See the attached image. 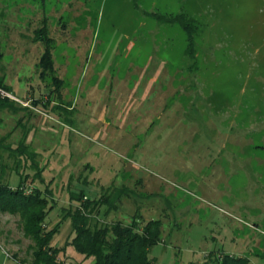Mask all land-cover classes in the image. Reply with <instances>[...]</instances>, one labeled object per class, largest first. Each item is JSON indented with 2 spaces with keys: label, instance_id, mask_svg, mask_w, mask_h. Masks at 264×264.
<instances>
[{
  "label": "rangeland",
  "instance_id": "obj_1",
  "mask_svg": "<svg viewBox=\"0 0 264 264\" xmlns=\"http://www.w3.org/2000/svg\"><path fill=\"white\" fill-rule=\"evenodd\" d=\"M178 14L195 32L192 54L166 19ZM42 26L59 97L36 67ZM0 52L6 96L23 107L0 135L16 145L29 130L39 166L21 173L46 199L61 264L94 262L71 244L70 194L120 187L133 194L105 221L159 219L153 264H264V0H0ZM31 246L19 216L0 212V264H29Z\"/></svg>",
  "mask_w": 264,
  "mask_h": 264
},
{
  "label": "trees",
  "instance_id": "obj_2",
  "mask_svg": "<svg viewBox=\"0 0 264 264\" xmlns=\"http://www.w3.org/2000/svg\"><path fill=\"white\" fill-rule=\"evenodd\" d=\"M166 19L181 26L188 41L187 53L192 54L195 32L188 24L187 18L178 14ZM35 39L44 44V50L36 64L39 77L42 80L49 78L51 91H55L59 97L63 81L55 73L52 59L53 40L47 36L44 26L36 30ZM1 56L2 52H0ZM0 90L12 93L2 80H0ZM32 104H41L40 99H34ZM52 107L63 108L60 105ZM21 109L23 107L19 106L16 100L0 93V125L4 124V115L14 117ZM16 120L15 125H20V118L17 117ZM28 131L25 129L16 145L7 141L11 131L0 135V212L19 216L23 235L33 242L32 259L29 264H61L56 250L48 245L56 229H45L43 220L47 212L46 199L40 196V191L35 187L29 193L26 191L25 182L28 176L21 173L29 166H39V160L36 158L38 152L26 141ZM9 161L12 162L11 165ZM13 173L19 174L17 186H11L9 183ZM132 194V190L126 187L117 188L111 194L101 193L96 198L85 197L83 192L70 194L71 200L76 201V205L70 206L63 214L71 221L74 233L71 244L85 256H92L93 264H153L148 257V249L161 239L159 219L142 223L133 216L128 222L105 221L106 215L117 207L121 198ZM201 264H250V262L246 257L223 254L220 257L211 256Z\"/></svg>",
  "mask_w": 264,
  "mask_h": 264
},
{
  "label": "built area",
  "instance_id": "obj_3",
  "mask_svg": "<svg viewBox=\"0 0 264 264\" xmlns=\"http://www.w3.org/2000/svg\"><path fill=\"white\" fill-rule=\"evenodd\" d=\"M0 93H1L2 95H6V93H5V92H3V91H1V90H0Z\"/></svg>",
  "mask_w": 264,
  "mask_h": 264
}]
</instances>
